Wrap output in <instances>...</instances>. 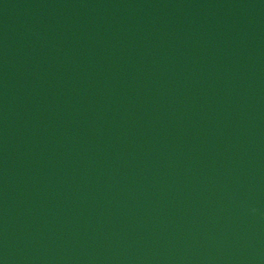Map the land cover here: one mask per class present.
Returning a JSON list of instances; mask_svg holds the SVG:
<instances>
[{
  "label": "water",
  "instance_id": "water-1",
  "mask_svg": "<svg viewBox=\"0 0 264 264\" xmlns=\"http://www.w3.org/2000/svg\"><path fill=\"white\" fill-rule=\"evenodd\" d=\"M0 264H264V0H0Z\"/></svg>",
  "mask_w": 264,
  "mask_h": 264
}]
</instances>
